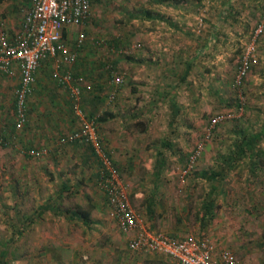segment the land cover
Here are the masks:
<instances>
[{
	"label": "rangeland",
	"instance_id": "374dc122",
	"mask_svg": "<svg viewBox=\"0 0 264 264\" xmlns=\"http://www.w3.org/2000/svg\"><path fill=\"white\" fill-rule=\"evenodd\" d=\"M91 1V20L81 27L86 40L78 65L95 88L85 93L90 105L81 100V106L92 117L112 115L96 119L102 137L114 130L126 134V145L134 140L131 156L123 158L141 160V175L162 160L156 181L153 172L147 180H122L131 205L145 221L149 202L142 195H154L151 204L160 203L171 219H184L191 233L200 229L219 248L231 249L242 264H264V0ZM28 6L29 0H0V18L10 35ZM260 24L258 62L236 85L240 55ZM78 29H68V43ZM96 39L103 41L97 44ZM110 65L123 77L112 101L106 95ZM46 78L48 89L59 88L50 74ZM56 92L64 101L57 100L50 112L62 114L64 123L56 131L65 133L77 120L68 94ZM31 111L30 123L42 128L35 108ZM220 113L231 117L211 130L182 183L179 174L189 155L204 139L210 119ZM122 133L116 134L121 144ZM243 133L256 138L254 167L249 155L226 158ZM66 145L65 160H0V264H117L105 222L89 226L71 215L94 200L102 202L103 194L94 182L97 161L74 160L70 151L75 148ZM202 171L217 175L208 179ZM206 200L212 202V212L202 217L198 210ZM124 257L121 264L157 263L128 250Z\"/></svg>",
	"mask_w": 264,
	"mask_h": 264
},
{
	"label": "built area",
	"instance_id": "2783aa9c",
	"mask_svg": "<svg viewBox=\"0 0 264 264\" xmlns=\"http://www.w3.org/2000/svg\"><path fill=\"white\" fill-rule=\"evenodd\" d=\"M90 0H29L18 30L10 35L5 22L0 18V78H19L13 88L14 128L22 130L29 121V98L32 96L37 72L48 63L50 76L65 91L72 102L77 126L68 131L62 142L83 143L89 146L98 163L97 186L104 194L110 217L123 234L129 235L131 250L163 254L173 264H242L235 253L227 248H219L209 237L176 238L161 232H148L143 228L142 219L130 203L126 184L123 183L117 168L113 165L103 137L98 131L96 117L89 116L81 106L84 93L93 92V82L83 74H75L71 69L78 60V49L86 40L84 27L90 19ZM80 28L72 43H68V29ZM263 32L260 24L250 42L240 55L236 85H240L252 66L257 62V39ZM95 43H97L94 40ZM111 87L106 91L109 101L115 99L117 87L123 82L121 74L110 71ZM227 116L217 114L210 119L209 128L188 157L184 173L194 169L202 154L204 143L211 130ZM2 142V139H0ZM30 158H41L44 149L22 150Z\"/></svg>",
	"mask_w": 264,
	"mask_h": 264
},
{
	"label": "crops",
	"instance_id": "0c3cea01",
	"mask_svg": "<svg viewBox=\"0 0 264 264\" xmlns=\"http://www.w3.org/2000/svg\"><path fill=\"white\" fill-rule=\"evenodd\" d=\"M19 26H20V22H19ZM80 51L81 50L79 49L78 50L79 58L81 54ZM79 58H78V61H79ZM78 61L74 65L75 71H76L75 74H78L80 71H82V66L78 65ZM73 70H74V67H73ZM48 74H50V69H49L48 63H46L45 66H43L36 74L35 89H34L32 96L29 98V121L22 130H16L14 128V117H13V112H14L13 88L19 81V78L17 75L12 78H9L6 76H2L0 78V139H2V142H0V160H44L43 158H45L46 156H49L51 158L50 160H65L62 157V155L65 152L62 146L63 144H67L66 147L72 150H74L73 148H75V151H70V153L74 156V160H94V159L96 160L94 153L89 146L85 144H73V145H76L74 147L73 145H68L70 143L62 142V138H64L63 136L68 132L67 131L63 133L60 131H56L57 128L60 129L59 123L61 121H64V120H61L62 117L59 118V116H61L62 114L60 113L59 115L56 116L54 113L50 112V109H51V106L56 105L57 100L60 101L61 105L63 104V101H64V100L63 101L61 100L62 97L57 94L56 90L61 91L60 94H62L63 97L65 94V91H63L60 86L56 90L50 87H49L50 89H48L47 86H45L47 84L46 76ZM85 95H86L85 93L82 94L81 100L83 101L85 105L89 106L90 105L88 101L89 99H87ZM41 97L49 98L50 102L41 104L39 102V99H41ZM36 99L38 103H35V105L30 104L31 101H34ZM67 99L70 100L69 95H67ZM61 105L58 104L57 106H61ZM34 108L36 110L37 115H39L37 116L39 118L38 122L42 124L41 126L42 128H39V126L37 127L33 126L32 123H30L32 122V113H31L32 111L31 110L32 109L34 110ZM30 116H31V119H30ZM62 123L64 122H61V124ZM106 131L108 130L106 129ZM113 131H109V134L105 132L107 136L106 137L104 136V137L107 138V140L109 141L108 142L109 144L107 142H105V144H106V149L108 150L112 158L113 165L117 168L121 179L124 180L126 183L129 181L135 180V179L140 180L143 177L147 180L149 179L148 177L153 172L154 177H152L151 179H152V182L156 181L157 177L161 176V175H157L156 172L159 169V167L162 166L161 165L162 160H156V162H154L155 165L153 166L151 173L149 172V174L147 175L146 174L141 175L142 172L140 170V165L141 166L144 165L141 162V160H124L123 158V154H126V153H127L126 155L131 156L129 151L133 149L134 140L132 142L128 141V145H126L125 138H124V135L126 134L125 133L123 134L122 131L121 132H113ZM119 133L123 134L122 144L116 140V134H119ZM105 138H104V141H106ZM130 144L132 145L130 146ZM31 148L44 149L46 153L41 158L34 159V158L28 157L26 154L21 152L22 150H27ZM140 153H141V148H140ZM67 158H70V156H67ZM158 173L161 174V171L158 170ZM206 173L207 172L202 171L200 174L202 177H205ZM189 174L190 173H184L182 171L179 174V181L184 183L187 180ZM207 174L209 175L211 173H207ZM96 178H97V174H96ZM96 178L94 176V179H95L94 182L97 185ZM208 179H210V177ZM55 181H57V179ZM59 186H67V184L66 182H61ZM155 186H156L155 184L152 185V188H154ZM100 192L98 194H100V197H101L103 193L101 192L102 193L101 194ZM156 194H157V191L155 192V195ZM103 196H102L103 198L102 202H100L99 199L94 200V202L90 203V207L88 209H85V210H89V220H88V223L85 225L90 224L89 226H93V225L100 226V222L101 223L105 222L104 224L107 225L108 227V230H106L105 232L108 234L109 240L111 241V245L113 247V250H112V254H114L113 260L116 261L117 264H121L125 260L124 255L126 254L127 250L132 253L146 255L147 260L149 259V260H154L157 262L154 264H164L165 262H169L170 264H173V261H171L169 257L163 254L150 253V252L146 253V252H139V251L131 250L128 246V240L130 236L126 234H124L125 235L124 237L118 235V231L114 229L115 226L116 227L118 226L115 224L114 220L110 217L109 210L107 207V202H106L105 196L104 197ZM142 196L146 197V199L143 200L144 202L146 203L149 202V204H145L146 209H145L144 214L146 215L145 216L146 220L145 221L142 220L143 228L146 229L148 232H161V233H165L167 235H170L176 238L192 237V238L198 239L201 236H206L203 233L200 234L201 232H203V231H200V229L198 231L200 235L196 233H191V231L187 229L186 221L184 219H181V220L178 218L171 219L169 217L170 214L164 211V207H162L160 203L151 204L153 200L152 197L154 195L149 194V195H142ZM155 206L157 207L155 208ZM212 207H213L212 202H210L209 200H206V202H202L200 204L198 211L199 213L202 212V217H203L205 214L208 215L209 212H212ZM75 211L76 210L70 211V212L72 213ZM101 218L103 219L101 220ZM80 221L84 223L81 219ZM122 238L124 239L126 238L125 244L123 241L124 239ZM136 261L137 260H135V262ZM144 262L145 261L143 262L137 261L136 264H143Z\"/></svg>",
	"mask_w": 264,
	"mask_h": 264
},
{
	"label": "trees",
	"instance_id": "16d2710c",
	"mask_svg": "<svg viewBox=\"0 0 264 264\" xmlns=\"http://www.w3.org/2000/svg\"><path fill=\"white\" fill-rule=\"evenodd\" d=\"M161 1L164 2V1H168V0H161ZM176 1L179 2L181 0H176ZM194 1H202V0H194ZM90 2H91V5H92V1L91 0H90ZM90 20H91V18L87 21V23L85 25H87L90 22ZM95 41L97 42V44H100V43H102L103 40L102 39H96ZM83 47H85V41L79 47V49L82 50ZM256 49H257V47H256ZM78 58H79V55H78ZM79 61H80V58H79ZM79 61H78V63H79ZM257 62H258V60H257ZM76 63L77 62H75L72 66H74ZM253 66H252V68H253ZM112 70H114V66L113 65H110V67L107 70V73L109 74L108 76H109L110 79L112 78L111 72H110ZM75 73H76V71H75ZM79 74H83L85 77L89 78L88 77V74L84 71V68H82V71H80ZM122 83L117 87V89L122 85ZM93 85H94V88H95V84L94 83H93ZM107 86H108V90H109L111 87L109 85H107ZM107 116L109 117V116H112V115L110 113L106 112V113H104L102 116H100L98 118V121H105L107 119ZM255 140H256L255 136H251V135H247L246 133H243L242 136H241V138H239V141L235 143L234 149L231 150L229 152V154L227 155V157H226L227 160L228 161L238 160V159L243 158L244 156L249 155L250 156L249 158L251 160H253L252 166L254 167L257 164L256 161H254L256 158L254 159V156L255 155L253 154L254 147H255ZM74 144H83V143L80 142V143H74ZM215 175H217V173H215V172H212L209 175L206 173V176L205 177L206 178H209L210 177V179H211L212 177H215ZM71 214H72V216L74 218H77L79 220L81 219L84 222V224H87L88 223V220H89V210H85V209L78 208L75 212H72Z\"/></svg>",
	"mask_w": 264,
	"mask_h": 264
}]
</instances>
